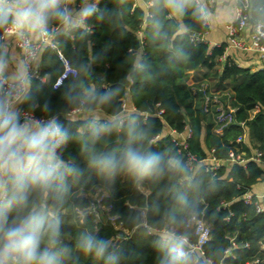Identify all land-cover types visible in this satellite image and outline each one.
Segmentation results:
<instances>
[{
    "label": "trees",
    "instance_id": "1",
    "mask_svg": "<svg viewBox=\"0 0 264 264\" xmlns=\"http://www.w3.org/2000/svg\"><path fill=\"white\" fill-rule=\"evenodd\" d=\"M72 3L80 5L82 0ZM91 3L97 12L83 27L55 33L54 47L42 49L39 66L47 79H33L29 98L21 101V108L40 118H57L69 132V140L59 151L66 163L76 166L78 175L70 176L65 187L56 191L29 194L30 204L60 216V246L70 250L64 264H104L77 247L81 233L103 239L108 251L118 256V264H161L167 241L149 230L168 226L178 236L192 237L194 228L188 225L192 216L203 218L211 229L212 242L206 253L214 261L222 259L230 238H235L239 248L229 264H245L260 255L264 215H258L242 197L262 179L264 170L255 161L248 162L246 169L228 161L231 152L251 155L258 149L264 154V70L239 67L231 59L220 62L225 49L211 50L198 37L206 35L209 26L195 0H190L183 13L171 9L167 0ZM252 8L253 21H264V0H252ZM61 26L52 20L48 28L54 31ZM64 61L76 74L55 87L65 71ZM205 69L202 80L198 79ZM204 78L211 81V89L234 92L231 107L235 112L225 113L231 121L222 120L213 105L205 110L201 93L193 90L200 88V82L207 83ZM103 92L112 93L106 103L94 98ZM128 99L135 110L121 123L123 103ZM158 105L164 110L161 117L155 114ZM79 108L84 110L82 115H69ZM99 109L109 117L105 124L113 126L102 129L93 125ZM186 127L193 131L190 150L199 159H208L215 150L222 163L216 174L203 166L190 171L171 136L166 135L170 129L183 132ZM246 134L250 135L249 145L238 143ZM159 135L162 138L153 143ZM129 146L158 153L164 171L136 177L111 174L92 163L105 155L119 158ZM99 190L106 194L103 205L111 208L102 212L101 221L91 208V196ZM222 202L232 204L222 209ZM230 211L235 214L228 221ZM21 212L13 209L10 215ZM109 216L117 217V224L129 234L116 230ZM118 233L124 239L115 244ZM245 243L251 248H244ZM185 264L202 262L188 257Z\"/></svg>",
    "mask_w": 264,
    "mask_h": 264
},
{
    "label": "clouds",
    "instance_id": "2",
    "mask_svg": "<svg viewBox=\"0 0 264 264\" xmlns=\"http://www.w3.org/2000/svg\"><path fill=\"white\" fill-rule=\"evenodd\" d=\"M189 2L167 0L177 13H183ZM67 3L68 0H0V29L21 39L30 33L46 36L52 20L69 29L83 27L97 12L90 0H82L76 11L67 7ZM198 11L202 19H207L205 7H199ZM25 53L27 58L10 57L0 46V264H64L70 250L60 246L61 218L30 204L29 194L34 190L47 194L65 187L70 176L78 175V169L66 163L59 151L69 140L65 126L55 117L47 120L22 117L16 107L29 98L32 82L29 59L33 53L27 47ZM13 63L15 67L10 72ZM111 95L103 92L94 98L106 103ZM111 126L109 123L99 128ZM92 163L111 174L123 172L136 177L164 171L158 153L141 152L132 146L119 158L105 155ZM176 166L183 170V165ZM13 209L22 212L12 216ZM167 244L161 264H185V240L170 235ZM77 247L104 264H118V256L108 251V244L90 233L80 234Z\"/></svg>",
    "mask_w": 264,
    "mask_h": 264
},
{
    "label": "built area",
    "instance_id": "3",
    "mask_svg": "<svg viewBox=\"0 0 264 264\" xmlns=\"http://www.w3.org/2000/svg\"><path fill=\"white\" fill-rule=\"evenodd\" d=\"M72 0H68L67 7L70 8ZM198 8L203 6L207 9V4H215L216 0H195ZM252 0H237L236 5V19L234 22L227 25V31H228V38H229V45L228 47L237 49L238 51H254L259 56H264V21H253L252 19ZM207 23V19H204ZM61 27H57L54 29V31H51L48 28V34L46 36L39 35V40L34 41L30 34H26L23 39L19 38L18 36L11 34L9 31L3 29L1 34V41H5L8 37H15L16 39V46L19 49L21 53L22 58H27L25 53V47H27L32 53L33 57L29 59V71L30 75L33 79L39 80L41 82L46 81V76L41 74L40 66L37 65L39 55L42 51V49L46 45H50L54 47L53 44V37L55 33L60 32ZM248 32V39L245 37V34ZM228 47H224L223 45H215L214 48H224L225 53L220 58L221 63H226L228 61L227 56V49ZM213 48V49H214ZM65 62V71L63 74L59 77L57 80L55 87H60L64 84V81L70 76L75 75L76 71L72 69L69 64ZM240 67V66H239ZM194 84V83H193ZM201 84L200 88L197 89L196 87L193 88L195 93H201L202 98L204 100L205 110L208 112L209 107L213 105L216 107L217 111L221 113V119L227 120L229 119V114L235 112V109L231 107V101H222L219 99L215 92L210 88V86L207 83H199ZM20 103V102H19ZM158 109L156 111V115L158 117H161L164 113V110L160 107V105L157 106ZM127 109V102L126 100L123 103V110L124 113H126ZM22 117H28V118H35L40 120H47L48 118L45 117H37L33 112L25 110L23 108L18 109ZM135 110V108H134ZM228 110L229 114L225 115L226 111ZM84 110L82 108L76 109L75 111H72L69 113L70 116H73V114H83ZM123 116L121 119V123L128 118ZM148 118V115L145 117ZM231 121V119H229ZM94 122L96 125H103L107 123V120H101V119H94ZM245 124L242 123V127H244ZM193 131L190 127H186L183 132H178L175 129H170L166 135H170L172 138V142L174 145L178 148L179 153L182 154L183 158L185 159L186 165L189 168L190 171H194L195 168L198 166H203L204 169L212 174H216L217 171L221 168V162L217 159L215 155V150L213 149L211 151V155L208 159L201 160L197 157L196 154L192 153L190 150V139L192 137ZM162 135H159L155 137L152 142L159 141L162 137ZM238 143H243L249 145V135L246 134L243 137L239 138L237 140ZM231 159L228 161L231 164H235L242 168H247V163L250 161L257 162L262 169L264 170V154L260 152L258 149L254 150L251 155H248L247 153H240L235 154L234 152L230 153ZM264 182V175L262 179L258 182L261 183ZM256 185H253L250 187V189L244 194L242 197V200L246 205H251L254 207L256 213L258 215H264V191L262 192H256L254 191V188ZM101 191V190H99ZM101 194L98 195L92 202V211L96 214V217L98 221H101V214L103 211H110L111 208H107L103 205V200L106 197V194L104 192H100ZM232 202H222L220 208L229 209ZM234 212L230 211L229 214L226 217V220H230L234 216ZM109 220L112 223V225L115 226L116 230L123 231L126 235L129 234L128 231L124 230L123 227L120 224H117V217L109 216ZM145 227H147L146 223L143 224ZM188 225L192 226L194 228V233L192 237L190 236H181L185 240V247L184 251L186 254V258L192 257L195 258L197 261H201L202 264H229L228 260L235 258V255L233 254L234 250L239 248V244L236 242L235 238H230V244L229 246L224 250L223 257L219 261H214L213 259L209 258L207 256V247L212 242V233L211 229L207 225L206 221L203 218H199L197 216H192L189 221ZM149 233H156L160 235L163 241H167V238L170 235H176L172 229L168 226H165L161 230H149ZM120 239H124V235L121 233H118L115 238H113V242L116 244ZM259 253L260 255L254 257L251 260H248L245 264H264V241H261L259 244ZM244 248L250 249L251 246L249 243H245Z\"/></svg>",
    "mask_w": 264,
    "mask_h": 264
},
{
    "label": "crops",
    "instance_id": "4",
    "mask_svg": "<svg viewBox=\"0 0 264 264\" xmlns=\"http://www.w3.org/2000/svg\"><path fill=\"white\" fill-rule=\"evenodd\" d=\"M91 2V0H90ZM236 5L237 0H216L215 4H207V12H208V21L207 25L209 26V31L206 35L203 36V40L206 41L210 49L212 50L215 45H223L224 47H228L229 45V38H228V31H227V25L234 22L236 19ZM81 7V4H73L71 2L70 9L73 11L79 10ZM72 29V28H71ZM70 29L66 28L65 26H61L60 32H68ZM248 32L245 34V37L248 39ZM30 36L34 41L39 40V34L36 33H30ZM1 46H3L10 57H21V53L19 49L16 46V39L15 37H8L5 39V41H1ZM228 59H231L234 61L238 66L243 68L251 69L252 71L257 70H264V56H259L254 51L244 52V51H238L237 49L228 47L227 51ZM37 65H40V61L38 60ZM14 63L10 65L9 71L11 72L14 70ZM206 69L202 70V72L198 75V79L203 78V75L205 74ZM206 81L207 79L204 78ZM211 81L207 80V84ZM215 90V94H230L227 95V98H224V101H233L234 99V92L233 91H222V90ZM219 98V97H218ZM221 99V98H219ZM226 99V100H225ZM223 100V99H221ZM127 102V109L126 113L123 112V116L127 117L134 111V105L130 99L126 100ZM21 106V102L16 104L17 109H19ZM82 114H73V116H80ZM95 119H101V120H108L109 117L104 114L100 109L95 114ZM250 137V135H249ZM263 186L262 190H259V187ZM254 191L256 192H262L264 191V182L257 183L256 187L254 188Z\"/></svg>",
    "mask_w": 264,
    "mask_h": 264
},
{
    "label": "rangeland",
    "instance_id": "5",
    "mask_svg": "<svg viewBox=\"0 0 264 264\" xmlns=\"http://www.w3.org/2000/svg\"><path fill=\"white\" fill-rule=\"evenodd\" d=\"M213 91H215V90H213ZM227 95L229 96L230 94H223V95H222V94H218V95L216 94L217 97H219V98H221V99H223V100H224V98H227ZM221 118H222V117H221ZM262 189H263V186H260V187H259V190H262ZM100 192H101V191H98L97 194L92 195L91 198L94 200L98 195L101 194Z\"/></svg>",
    "mask_w": 264,
    "mask_h": 264
},
{
    "label": "water",
    "instance_id": "6",
    "mask_svg": "<svg viewBox=\"0 0 264 264\" xmlns=\"http://www.w3.org/2000/svg\"><path fill=\"white\" fill-rule=\"evenodd\" d=\"M198 37H199L200 39H203V35H199Z\"/></svg>",
    "mask_w": 264,
    "mask_h": 264
}]
</instances>
